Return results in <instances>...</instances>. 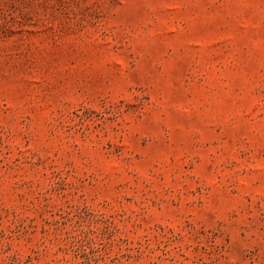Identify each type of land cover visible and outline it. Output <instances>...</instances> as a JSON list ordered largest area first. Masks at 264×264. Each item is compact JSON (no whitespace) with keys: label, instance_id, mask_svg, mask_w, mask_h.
Instances as JSON below:
<instances>
[{"label":"rangeland","instance_id":"rangeland-1","mask_svg":"<svg viewBox=\"0 0 264 264\" xmlns=\"http://www.w3.org/2000/svg\"><path fill=\"white\" fill-rule=\"evenodd\" d=\"M0 264H264V0H0Z\"/></svg>","mask_w":264,"mask_h":264}]
</instances>
